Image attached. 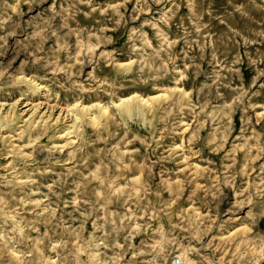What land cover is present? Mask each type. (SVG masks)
<instances>
[{
	"label": "rangeland",
	"instance_id": "rangeland-1",
	"mask_svg": "<svg viewBox=\"0 0 264 264\" xmlns=\"http://www.w3.org/2000/svg\"><path fill=\"white\" fill-rule=\"evenodd\" d=\"M264 264V0H0V264Z\"/></svg>",
	"mask_w": 264,
	"mask_h": 264
},
{
	"label": "built area",
	"instance_id": "built-area-1",
	"mask_svg": "<svg viewBox=\"0 0 264 264\" xmlns=\"http://www.w3.org/2000/svg\"><path fill=\"white\" fill-rule=\"evenodd\" d=\"M179 262H180V261L178 260V261H177V264H179Z\"/></svg>",
	"mask_w": 264,
	"mask_h": 264
}]
</instances>
